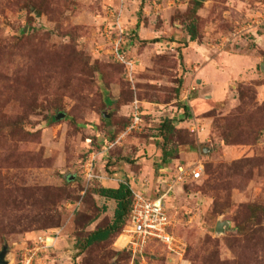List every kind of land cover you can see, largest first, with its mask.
<instances>
[{
  "label": "rangeland",
  "instance_id": "374dc122",
  "mask_svg": "<svg viewBox=\"0 0 264 264\" xmlns=\"http://www.w3.org/2000/svg\"><path fill=\"white\" fill-rule=\"evenodd\" d=\"M122 161L152 197L171 185L181 259L155 244L132 259L123 231L84 245L115 207L97 174ZM177 165L202 176L172 183ZM263 209L264 0H0L8 264L48 234L33 264H264Z\"/></svg>",
  "mask_w": 264,
  "mask_h": 264
},
{
  "label": "built area",
  "instance_id": "2783aa9c",
  "mask_svg": "<svg viewBox=\"0 0 264 264\" xmlns=\"http://www.w3.org/2000/svg\"><path fill=\"white\" fill-rule=\"evenodd\" d=\"M117 59L120 62H125L123 54H118ZM136 120L137 118L134 119L135 122ZM86 167L88 179L94 177L92 173L89 174L92 168L91 163H87ZM188 169H190L189 166L184 168L178 165L176 167V174L171 176V182H179L185 174L192 180L201 178V166L194 168V171H192V169L188 171ZM170 190L171 185L167 187L163 194L154 198H149L140 192L132 191V201L128 219L120 235L123 237L120 247L130 252L132 259L135 257L143 258L144 251L151 244L163 247L167 253L179 257V259L185 254L186 245L184 241L176 237L171 231V222L163 205V198ZM55 238L54 234L38 236L35 243L40 245H35L26 249L27 253L22 255L19 264H33L40 247H47L49 245L48 241L49 243L53 242Z\"/></svg>",
  "mask_w": 264,
  "mask_h": 264
},
{
  "label": "trees",
  "instance_id": "16d2710c",
  "mask_svg": "<svg viewBox=\"0 0 264 264\" xmlns=\"http://www.w3.org/2000/svg\"><path fill=\"white\" fill-rule=\"evenodd\" d=\"M195 38V34L190 32V41L195 40ZM167 122L171 123L170 120H164V123ZM171 126L173 125L171 124ZM162 162H165L164 158ZM93 194L107 200H112L115 207L113 209L111 223L104 228H96L90 231L85 239V246H89L95 242L104 241L118 231L121 233L126 225L132 201V191L129 186L123 182L119 183L116 188L100 186L93 192ZM126 252L131 257L130 252Z\"/></svg>",
  "mask_w": 264,
  "mask_h": 264
},
{
  "label": "crops",
  "instance_id": "0c3cea01",
  "mask_svg": "<svg viewBox=\"0 0 264 264\" xmlns=\"http://www.w3.org/2000/svg\"><path fill=\"white\" fill-rule=\"evenodd\" d=\"M157 162L159 161V164L158 166H164L165 164L163 162H161L160 158L158 157ZM126 163V162H125ZM123 161L122 162H118L117 166H116V170H109L110 174H108L107 172H105L104 174L100 175V174H97L98 178H99V183H101V185H103L102 187H110V188H116L118 186L119 183L123 182L125 184H127L129 186V188L131 189V191H135V192H140L148 197H152L153 195V191H152V188L150 186L148 187H145V188H142V184L140 183L141 180H139V183H135L134 182V179H133V176H129L126 172H124L122 170L123 168ZM125 165V164H124ZM178 166V165H177ZM176 166V167H177ZM125 167V166H124ZM175 167V169H176ZM176 171V170H175ZM139 179H142L143 178V175L139 173V176H138ZM157 179V182L160 181V178H156ZM156 190L159 191L158 189V186L156 185L155 186ZM157 191V192H158ZM156 193H154L155 195ZM156 197V196H154ZM152 197V198H154Z\"/></svg>",
  "mask_w": 264,
  "mask_h": 264
},
{
  "label": "water",
  "instance_id": "95a60500",
  "mask_svg": "<svg viewBox=\"0 0 264 264\" xmlns=\"http://www.w3.org/2000/svg\"><path fill=\"white\" fill-rule=\"evenodd\" d=\"M63 114L59 113L56 118H60L62 117ZM228 226V222L224 221V222H218L216 224V232L220 233L223 232L224 227ZM6 252H7V247H3V249L0 251V264H8V261L6 260Z\"/></svg>",
  "mask_w": 264,
  "mask_h": 264
},
{
  "label": "bare ground",
  "instance_id": "6f19581e",
  "mask_svg": "<svg viewBox=\"0 0 264 264\" xmlns=\"http://www.w3.org/2000/svg\"><path fill=\"white\" fill-rule=\"evenodd\" d=\"M120 239H121V240H123V237H122V236H120Z\"/></svg>",
  "mask_w": 264,
  "mask_h": 264
}]
</instances>
